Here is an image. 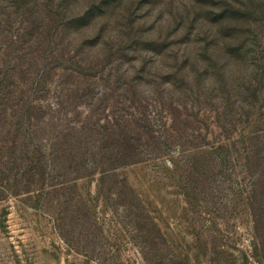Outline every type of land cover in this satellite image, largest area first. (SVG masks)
Here are the masks:
<instances>
[{
    "label": "rangeland",
    "instance_id": "374dc122",
    "mask_svg": "<svg viewBox=\"0 0 264 264\" xmlns=\"http://www.w3.org/2000/svg\"><path fill=\"white\" fill-rule=\"evenodd\" d=\"M263 48L264 0H0V264H264Z\"/></svg>",
    "mask_w": 264,
    "mask_h": 264
},
{
    "label": "trees",
    "instance_id": "16d2710c",
    "mask_svg": "<svg viewBox=\"0 0 264 264\" xmlns=\"http://www.w3.org/2000/svg\"><path fill=\"white\" fill-rule=\"evenodd\" d=\"M243 47H244V45H241L240 47L235 48V50H236V54H237V55H243V52H242ZM262 53H263V57H262L261 59L263 60V63H264V48H263ZM117 167H118V166H117ZM117 167H116V168H117Z\"/></svg>",
    "mask_w": 264,
    "mask_h": 264
}]
</instances>
